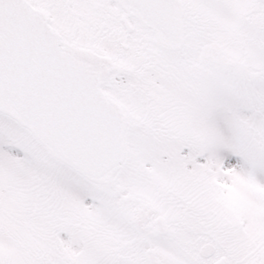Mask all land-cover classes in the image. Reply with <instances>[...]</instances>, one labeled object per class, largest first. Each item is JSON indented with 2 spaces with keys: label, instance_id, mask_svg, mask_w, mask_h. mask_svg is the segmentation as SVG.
<instances>
[{
  "label": "snow or ice",
  "instance_id": "1",
  "mask_svg": "<svg viewBox=\"0 0 264 264\" xmlns=\"http://www.w3.org/2000/svg\"><path fill=\"white\" fill-rule=\"evenodd\" d=\"M0 264H264V0H0Z\"/></svg>",
  "mask_w": 264,
  "mask_h": 264
}]
</instances>
